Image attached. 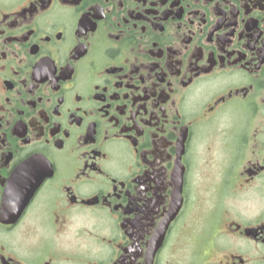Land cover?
<instances>
[{"label":"flooded vegetation","instance_id":"obj_1","mask_svg":"<svg viewBox=\"0 0 264 264\" xmlns=\"http://www.w3.org/2000/svg\"><path fill=\"white\" fill-rule=\"evenodd\" d=\"M0 264H264V0H0Z\"/></svg>","mask_w":264,"mask_h":264}]
</instances>
